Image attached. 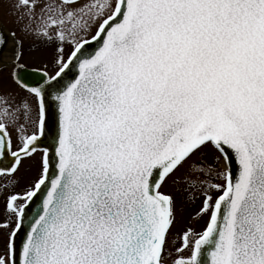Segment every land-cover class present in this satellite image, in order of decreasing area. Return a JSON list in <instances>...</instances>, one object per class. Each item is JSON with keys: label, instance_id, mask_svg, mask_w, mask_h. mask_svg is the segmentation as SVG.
Masks as SVG:
<instances>
[{"label": "snow or ice", "instance_id": "1", "mask_svg": "<svg viewBox=\"0 0 264 264\" xmlns=\"http://www.w3.org/2000/svg\"><path fill=\"white\" fill-rule=\"evenodd\" d=\"M0 56V264H264V0H0Z\"/></svg>", "mask_w": 264, "mask_h": 264}, {"label": "rangeland", "instance_id": "2", "mask_svg": "<svg viewBox=\"0 0 264 264\" xmlns=\"http://www.w3.org/2000/svg\"><path fill=\"white\" fill-rule=\"evenodd\" d=\"M6 12V9H5ZM9 17L7 15L4 16V30L7 31L8 28L13 27L14 25L7 23ZM35 53L28 51V44L25 43V54L22 60V63L25 64L26 67H35L36 63L33 60V56ZM11 65L4 68V76L7 80V73ZM10 84V82H9ZM11 87H15L14 85H10ZM25 95V93L20 92V96ZM19 99V97H17ZM12 130L11 128L9 129ZM13 137H15V132L13 131ZM35 160V158H34ZM34 160L28 161V164L23 167L22 170L16 173V178L19 179V184H17L14 188H3L0 190V222H3L6 217L5 213V202L6 196L11 191H19L24 187V185L34 176L35 174V166ZM193 161H203L206 164H212L213 166L219 168L220 165L215 164L213 160V153L210 148L203 149L200 153H197L192 157ZM187 167V165L185 166ZM183 171V170H182ZM5 178L0 177V184L4 183ZM180 191L177 190V186L173 185L171 179L167 184H165L163 191L167 193H171L175 198V220L171 226L170 232L168 233V249L173 252V256H175V247L179 246V237L187 228L192 227L196 231H201L205 221L206 216L202 218H197L195 213L198 211V208L201 204L202 196L198 191L193 192L194 199H188L187 193L183 192L184 188L183 184L179 185ZM0 232L6 234L7 230L0 229ZM4 242V238L2 239ZM175 242V243H173ZM1 244V242H0Z\"/></svg>", "mask_w": 264, "mask_h": 264}, {"label": "water", "instance_id": "3", "mask_svg": "<svg viewBox=\"0 0 264 264\" xmlns=\"http://www.w3.org/2000/svg\"><path fill=\"white\" fill-rule=\"evenodd\" d=\"M92 48L95 47V44L91 45ZM20 75L28 82V83H34L35 81L39 80V76L33 71V69H27L23 68L20 70ZM52 110V106L50 105V111ZM37 200H39V197H37ZM35 207V204L33 205ZM31 211V209H30ZM21 235H23V232H21ZM19 237L17 238V245H19Z\"/></svg>", "mask_w": 264, "mask_h": 264}, {"label": "flooded vegetation", "instance_id": "4", "mask_svg": "<svg viewBox=\"0 0 264 264\" xmlns=\"http://www.w3.org/2000/svg\"><path fill=\"white\" fill-rule=\"evenodd\" d=\"M5 31V30H4ZM6 32V31H5ZM1 57V56H0ZM26 67V66H25ZM27 68H34V67H27ZM25 164L27 165L28 164V160H25L24 162H23V164L21 165V167H20V170H22L23 169V167L25 166ZM19 170V171H20ZM16 175V174H15ZM6 179V178H5ZM2 230H4V229H2ZM8 231L9 230H7V232H6V234H3L2 232H0V242H1V244H0V252H2L3 251V249H4V244H5V240H6V237H7V233H8ZM4 238V242H3V239Z\"/></svg>", "mask_w": 264, "mask_h": 264}, {"label": "bare ground", "instance_id": "5", "mask_svg": "<svg viewBox=\"0 0 264 264\" xmlns=\"http://www.w3.org/2000/svg\"><path fill=\"white\" fill-rule=\"evenodd\" d=\"M9 48H10V42L9 45L5 47V53L10 55ZM0 59H7V56H1Z\"/></svg>", "mask_w": 264, "mask_h": 264}]
</instances>
